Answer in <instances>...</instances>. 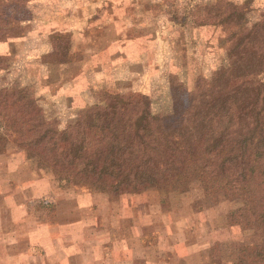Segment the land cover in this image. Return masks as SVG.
Returning <instances> with one entry per match:
<instances>
[{
	"label": "rangeland",
	"instance_id": "1",
	"mask_svg": "<svg viewBox=\"0 0 264 264\" xmlns=\"http://www.w3.org/2000/svg\"><path fill=\"white\" fill-rule=\"evenodd\" d=\"M193 13L206 24H184ZM260 17L264 0H0V92L35 98L61 159L73 160L63 175L0 137V203L17 191L24 212L39 217L57 208L40 202L59 195L98 210L99 225L121 214L124 199L126 211L153 216L140 224L156 259L172 243L185 264H238L242 246L264 244L250 191L205 196L201 163L179 154H210L238 135L264 154V37L249 31ZM164 155L178 164L167 181ZM44 178L51 195L38 194Z\"/></svg>",
	"mask_w": 264,
	"mask_h": 264
},
{
	"label": "crops",
	"instance_id": "2",
	"mask_svg": "<svg viewBox=\"0 0 264 264\" xmlns=\"http://www.w3.org/2000/svg\"><path fill=\"white\" fill-rule=\"evenodd\" d=\"M42 181L34 182L37 189L41 186L38 194L46 195L48 191L49 195L50 185H46L49 182L45 178ZM16 192L6 194L7 205L5 201L0 203V264H157L158 260H163L164 264H185V258H188L175 244L169 243L161 248L162 258L156 259L157 243L144 240L147 231L144 232L140 224V216L143 218L141 222L147 220L148 225L153 216L149 213L135 214L136 205H131V209L126 211L124 199L121 214L114 213L112 221L104 217L106 223L96 225L93 215L99 211L83 210L85 203L62 202L60 199L63 197L57 195L53 203L50 200L40 202L43 205L51 202L57 208L50 213L46 211L39 218L35 211L33 215L24 212L26 210L22 206L25 204L15 199ZM38 194L34 193L35 196ZM25 213L27 215L23 216ZM98 218L103 217L99 214ZM210 262L219 264L206 256L194 264ZM226 264L234 262L227 261Z\"/></svg>",
	"mask_w": 264,
	"mask_h": 264
},
{
	"label": "trees",
	"instance_id": "3",
	"mask_svg": "<svg viewBox=\"0 0 264 264\" xmlns=\"http://www.w3.org/2000/svg\"><path fill=\"white\" fill-rule=\"evenodd\" d=\"M242 10L246 11L247 9L243 8ZM206 18L193 13L185 15L182 21L186 25L190 23L193 26H199L206 24ZM236 21L238 24V19ZM245 25L247 27V22H244ZM250 25L251 37H264V17L258 18ZM236 47H231V53L236 52ZM65 56L64 53L59 56L64 58L61 59V63L66 62ZM2 60L0 59V64ZM220 118L219 116L215 119L220 121ZM9 127L15 135H10L11 132L7 129ZM46 129L47 120L35 98L24 97L19 91L15 93L0 92V137L9 139L23 147L31 156L42 159L51 169L66 175L64 171L72 167L73 160L64 161L61 159L54 138L50 136L49 132H46ZM1 130L4 131L1 132ZM227 140L225 137L219 140L210 154L199 155L193 150V147H189L179 156L182 159L191 156L201 163L205 172L200 178V184L205 196L213 195L219 191H224L229 196L250 191L249 209L253 217L263 223V231L260 236L264 239V154L257 149L254 139L249 136L238 135L230 141ZM163 157L165 160L160 162V166L165 168L163 175L167 181L174 178L173 174L177 171L178 164L173 157L167 155ZM74 170L77 174H83L89 178L92 175L79 167ZM104 174L105 172L101 173L99 177H104ZM105 177L108 179V188L115 191L109 177L107 175ZM70 180L86 185L75 179ZM246 257L250 260H264V244L255 243L252 246H242L238 255V264H246Z\"/></svg>",
	"mask_w": 264,
	"mask_h": 264
}]
</instances>
